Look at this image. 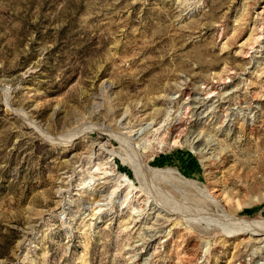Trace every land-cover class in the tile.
I'll list each match as a JSON object with an SVG mask.
<instances>
[{
  "label": "rangeland",
  "instance_id": "1",
  "mask_svg": "<svg viewBox=\"0 0 264 264\" xmlns=\"http://www.w3.org/2000/svg\"><path fill=\"white\" fill-rule=\"evenodd\" d=\"M0 264H264V0H0Z\"/></svg>",
  "mask_w": 264,
  "mask_h": 264
},
{
  "label": "bare ground",
  "instance_id": "2",
  "mask_svg": "<svg viewBox=\"0 0 264 264\" xmlns=\"http://www.w3.org/2000/svg\"><path fill=\"white\" fill-rule=\"evenodd\" d=\"M216 90H217V89H216ZM203 95H204V94H203ZM183 99H184V98H183ZM207 106H208V105H207ZM209 106H210V105H209ZM183 108H184V107H183ZM186 109H187V108H186ZM185 112H186V111H185ZM179 113H180V112H179ZM176 116H177V115H176ZM179 123H180V122H179ZM199 123H200V122H199ZM171 126H172V125H171ZM171 126H170V127H171ZM174 127H176V126H174ZM251 129H252V128H251ZM174 130H175V129H174ZM179 132H181V131H179ZM181 134H182V133H181ZM180 136H181V135H180ZM187 136H188V135H187ZM191 138H192V137H191ZM193 141H194V140H193ZM203 145H204V144H203ZM195 147H196V146H195ZM198 147H199V146H198ZM199 149H200V148H199ZM213 192H214V191H213ZM217 192H218V190H217ZM214 194H215V193H214ZM215 198H216V197H215ZM215 198H214V200L218 199V201H219V198H220V197H219V198L217 197L216 199H215ZM216 201H217V200H216ZM242 228H243V227H242ZM242 228H240V229H242ZM240 229H239V230H240ZM244 229H245V227H244ZM250 230H251V229H250ZM251 231H252V230H251ZM254 231H255V230H254ZM262 231H263V229H262ZM247 254H248V253H247ZM248 257H249V256H248Z\"/></svg>",
  "mask_w": 264,
  "mask_h": 264
}]
</instances>
